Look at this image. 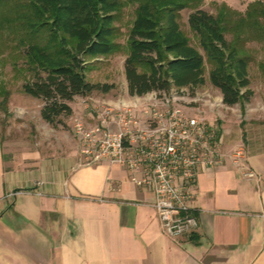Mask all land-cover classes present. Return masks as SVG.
<instances>
[{
	"label": "crops",
	"instance_id": "1",
	"mask_svg": "<svg viewBox=\"0 0 264 264\" xmlns=\"http://www.w3.org/2000/svg\"><path fill=\"white\" fill-rule=\"evenodd\" d=\"M213 88L205 114L221 147L242 144L243 157L199 169L197 224L176 236L162 230L153 190L135 184L125 166L82 161L68 121L17 144L0 136V264H264V124L242 132L230 117L214 122L223 102ZM109 97L75 94L71 123L94 121Z\"/></svg>",
	"mask_w": 264,
	"mask_h": 264
},
{
	"label": "trees",
	"instance_id": "2",
	"mask_svg": "<svg viewBox=\"0 0 264 264\" xmlns=\"http://www.w3.org/2000/svg\"><path fill=\"white\" fill-rule=\"evenodd\" d=\"M202 0H0V44L23 57L28 77L21 90L43 100L41 117L60 121L75 94L107 91L113 82L91 81L89 57L119 50L116 40L124 8L132 6L123 69L129 94L170 87H195L207 77L232 104L248 98L247 41L259 43L264 57V0H250L243 11L223 2L215 11ZM195 7L187 24L201 50L180 25L179 11ZM264 75V60L257 61ZM19 68V67H18ZM6 96L2 102L5 103Z\"/></svg>",
	"mask_w": 264,
	"mask_h": 264
},
{
	"label": "built area",
	"instance_id": "3",
	"mask_svg": "<svg viewBox=\"0 0 264 264\" xmlns=\"http://www.w3.org/2000/svg\"><path fill=\"white\" fill-rule=\"evenodd\" d=\"M183 96L151 90L103 100L94 121L74 117L71 126L84 163H120L135 184L153 190L160 226L173 236L197 224L192 200L199 169L219 165L226 156L235 163L243 157L240 144L229 151L221 147L217 127L205 114L207 93L194 92L185 104Z\"/></svg>",
	"mask_w": 264,
	"mask_h": 264
},
{
	"label": "rangeland",
	"instance_id": "4",
	"mask_svg": "<svg viewBox=\"0 0 264 264\" xmlns=\"http://www.w3.org/2000/svg\"><path fill=\"white\" fill-rule=\"evenodd\" d=\"M249 1L250 0H202L197 7L214 12V5L223 2L235 10L243 11L245 5ZM194 9L195 7L189 6L181 9L178 19L181 27L190 37L191 42L201 50L196 37L187 24L188 13ZM132 17V6H126L121 21L119 22L121 33L116 36V40L121 43L122 47L117 51L89 57V65L85 70V75L88 80L114 83V86L107 90L108 96H110V99L107 100L110 101H115L119 98L129 99V95H134L125 91L127 88L123 69V60L127 51V30ZM246 45L249 48V53L252 55V60L249 61L247 67L249 80L247 86L251 90L248 98L228 105L224 103L221 104L218 101L210 116L214 118V122L215 120L223 122L226 118L230 117L231 122L234 121L235 124L239 123L242 132H244L243 128L247 127V125H259L261 122L264 124V75L257 63L258 60H264V57L259 43L251 40L247 41ZM14 51L12 47L0 44V136L13 144H17L21 142V140L36 138L37 135L46 133L45 129L47 126H58L59 123L66 125V121H68L69 126L70 124L72 125L68 116L69 113L60 114L61 122H56L55 124L41 117L40 107L43 100L21 90V82L24 77H28L29 74L22 68L24 65L23 57ZM209 66L210 64L205 61L206 80L202 84L196 85V88L182 86L180 88L170 87L169 90L179 94L185 93V96L180 98V101L184 104L188 103L190 95L194 92L202 93L205 91V94L207 93V96L211 98L216 91L213 86L210 85V81L207 77ZM92 91L100 93L98 89ZM5 96L6 101L4 103L2 100ZM98 105L99 103L96 106ZM215 111L218 113L219 111L221 112L216 114ZM96 112L97 111H95V113ZM205 113L208 114V112Z\"/></svg>",
	"mask_w": 264,
	"mask_h": 264
}]
</instances>
